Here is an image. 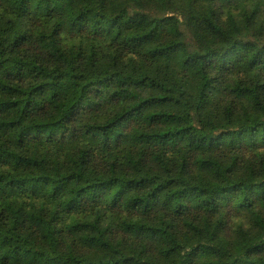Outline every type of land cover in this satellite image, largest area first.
Returning <instances> with one entry per match:
<instances>
[{"label":"trees","instance_id":"1","mask_svg":"<svg viewBox=\"0 0 264 264\" xmlns=\"http://www.w3.org/2000/svg\"><path fill=\"white\" fill-rule=\"evenodd\" d=\"M0 264H264V0H0Z\"/></svg>","mask_w":264,"mask_h":264}]
</instances>
